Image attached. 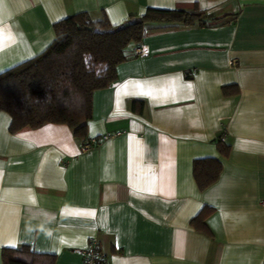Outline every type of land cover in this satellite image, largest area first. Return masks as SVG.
Masks as SVG:
<instances>
[{
	"label": "crops",
	"instance_id": "0c3cea01",
	"mask_svg": "<svg viewBox=\"0 0 264 264\" xmlns=\"http://www.w3.org/2000/svg\"><path fill=\"white\" fill-rule=\"evenodd\" d=\"M149 7L221 20L150 26L93 92L85 140L55 123L11 133L0 110V264L20 245L82 264L92 237L105 264H264V0H0V73L68 16L117 25ZM205 157L221 171L200 189Z\"/></svg>",
	"mask_w": 264,
	"mask_h": 264
},
{
	"label": "trees",
	"instance_id": "16d2710c",
	"mask_svg": "<svg viewBox=\"0 0 264 264\" xmlns=\"http://www.w3.org/2000/svg\"><path fill=\"white\" fill-rule=\"evenodd\" d=\"M220 20L197 7H149L142 15H130L117 25H111L106 18L93 21L85 12L56 22L54 40L46 49L0 73V110L10 117L9 132L46 123L65 124L75 138L85 140L93 92L115 80L116 66L131 56L129 47L138 45L150 26H206ZM228 90L229 86L223 87L225 95ZM217 145L220 154L228 153L229 145L223 139L219 138ZM220 171L217 158H197L193 162V174L200 189L213 183ZM1 261L54 264L55 255L37 253L29 245H20L2 248Z\"/></svg>",
	"mask_w": 264,
	"mask_h": 264
},
{
	"label": "built area",
	"instance_id": "2783aa9c",
	"mask_svg": "<svg viewBox=\"0 0 264 264\" xmlns=\"http://www.w3.org/2000/svg\"><path fill=\"white\" fill-rule=\"evenodd\" d=\"M138 54H143L142 49H138ZM231 65L235 64V61L230 62ZM109 135L104 134L99 137H95L86 141L82 146V150H87L93 146L100 144L101 142L109 139ZM75 252L78 253L82 258V264H105L106 257L103 253L100 243L97 238L92 237L88 240L86 247L83 249H75Z\"/></svg>",
	"mask_w": 264,
	"mask_h": 264
}]
</instances>
